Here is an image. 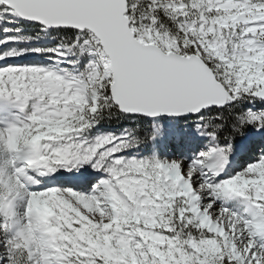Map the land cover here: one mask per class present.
<instances>
[{"label": "snow or ice", "instance_id": "1", "mask_svg": "<svg viewBox=\"0 0 264 264\" xmlns=\"http://www.w3.org/2000/svg\"><path fill=\"white\" fill-rule=\"evenodd\" d=\"M0 264H264V0H0Z\"/></svg>", "mask_w": 264, "mask_h": 264}]
</instances>
